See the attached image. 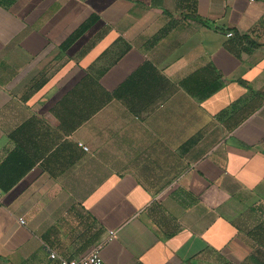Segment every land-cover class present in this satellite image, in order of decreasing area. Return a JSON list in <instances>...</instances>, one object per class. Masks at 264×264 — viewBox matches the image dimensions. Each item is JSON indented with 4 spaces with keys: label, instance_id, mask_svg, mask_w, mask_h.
I'll return each mask as SVG.
<instances>
[{
    "label": "crops",
    "instance_id": "obj_1",
    "mask_svg": "<svg viewBox=\"0 0 264 264\" xmlns=\"http://www.w3.org/2000/svg\"><path fill=\"white\" fill-rule=\"evenodd\" d=\"M100 245L264 264V0H0V264Z\"/></svg>",
    "mask_w": 264,
    "mask_h": 264
},
{
    "label": "built area",
    "instance_id": "obj_2",
    "mask_svg": "<svg viewBox=\"0 0 264 264\" xmlns=\"http://www.w3.org/2000/svg\"><path fill=\"white\" fill-rule=\"evenodd\" d=\"M227 37L231 38L233 37V33H229ZM85 150H88L87 147H84ZM20 222L24 224V220L20 219ZM109 240L113 239L116 236L115 232H110L109 234ZM101 248L102 246L100 245L99 247H96L91 253L81 256L79 258H73V259H66L62 258L56 254H51V258L53 260H57L58 264H108L106 261L101 256Z\"/></svg>",
    "mask_w": 264,
    "mask_h": 264
}]
</instances>
